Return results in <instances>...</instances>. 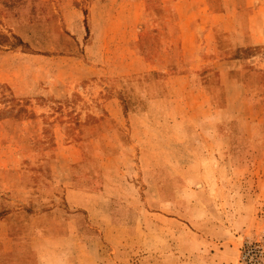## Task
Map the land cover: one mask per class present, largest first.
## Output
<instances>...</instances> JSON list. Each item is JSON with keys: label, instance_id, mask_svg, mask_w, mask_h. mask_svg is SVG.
I'll use <instances>...</instances> for the list:
<instances>
[{"label": "rangeland", "instance_id": "obj_1", "mask_svg": "<svg viewBox=\"0 0 264 264\" xmlns=\"http://www.w3.org/2000/svg\"><path fill=\"white\" fill-rule=\"evenodd\" d=\"M80 1L82 8L88 2ZM28 2L31 13L9 27L13 15L8 14ZM152 2L153 12L141 17L147 28L144 34L138 28L135 45L110 41L103 50L116 58L98 61L99 48L92 47L95 37L91 40L88 30L77 42V36L62 34L59 16H50L54 10L60 14V0H0V24L15 32L0 35V46L72 57L40 66L70 68L71 79L80 76L69 95L44 98L36 92L18 98L0 84V179L8 190L51 179L60 202L58 184L68 168L72 186L88 193L100 190L103 167L124 172L114 196L101 199L96 214L66 211L87 231L94 253L102 247L88 258L96 264H264V0H208L189 13L180 2L182 17L191 16L195 24L197 42L179 44L176 59L173 46L160 43L154 18L159 1ZM119 25L125 30V23ZM113 27L108 23L107 33ZM92 66L104 70L98 74ZM112 97L118 108L107 111L102 106ZM32 98L50 105L48 126L42 138L16 139ZM201 103L207 107L201 109ZM134 118L141 119L136 134ZM94 124L101 126L93 131ZM141 148L148 151V163L166 167V173L138 172ZM125 159L135 165L128 173L122 169ZM94 217L116 232L112 238L119 246L97 239ZM27 232L20 237L23 247L42 245ZM109 245L114 254L104 250ZM255 249L261 255L248 253ZM13 259L26 264L24 252Z\"/></svg>", "mask_w": 264, "mask_h": 264}, {"label": "crops", "instance_id": "obj_2", "mask_svg": "<svg viewBox=\"0 0 264 264\" xmlns=\"http://www.w3.org/2000/svg\"><path fill=\"white\" fill-rule=\"evenodd\" d=\"M158 1V11L160 13L158 12V17H154V15L153 17L160 23L158 26L160 43L168 45L169 49L173 46L174 50L172 53L176 59V48L179 44H193L197 42L195 24L190 22L191 16H187L185 19L182 17L180 2L187 4L186 13H189L198 5L204 4V1L208 2V0ZM76 3H81V1L60 0V14L57 10H54L50 16H59L60 21L58 23H62V34L67 32L71 36H77L75 39L77 42L80 41V38L82 40L86 37L87 28L90 32L91 40L95 37V40H92V47L95 45L99 48L95 57L98 61L116 58L115 55H107L108 50H103L110 41L115 42L116 45L126 43L127 45L132 44L134 46L138 28L141 27L143 29V34L147 28V24L145 23L147 19L142 20L141 17L146 12L151 13L154 10L152 0H120V2L118 0H88V2L85 1L87 4L83 8L80 6L82 4L78 5V7ZM29 6L30 2L20 12L8 14L13 15L12 26L9 27H17L18 23H22L24 18L31 13ZM169 8L174 10L173 17L166 16L165 14ZM151 16L148 20H151ZM108 23L114 24L113 29L109 33H107L106 29ZM119 23H125V30H119ZM139 23H142V25H139ZM14 33V31L10 33L0 24V35L11 37ZM107 38L109 40H106ZM75 40L72 39L73 42ZM71 58L61 55L23 54L20 50H7L0 46V84H6L5 86L12 92L13 96L18 98L31 95L29 92H36L35 95L40 93L43 98L45 96L56 95V93H60V96H62L61 94L69 95L72 90L71 82L74 81L73 83H76L80 76L77 75V77L71 79L72 69L70 68H47L41 67L40 64L55 59L70 61ZM82 58L85 61V57ZM24 60L30 62V64H24ZM84 61L82 64H84ZM84 65L86 66V64ZM91 69L96 70L98 74L104 70L101 68L98 70L97 66H92ZM73 71L79 72L80 69L74 68ZM203 90V87H200L199 91L201 93ZM202 95L200 94L199 96ZM37 99L32 98L31 106L29 107L31 110L30 115L20 122L23 125L22 128H24L22 131L17 132L16 139H24L26 135L32 139L43 137L44 129L48 126L45 120L48 117L50 105L47 103L42 105L40 103L44 100L39 99L37 101ZM201 106V109L207 107L202 103ZM102 107L107 111L109 109H117V98L112 97L105 100ZM109 115L116 123L121 122L119 115L113 116L112 113H109ZM133 120L132 124L135 126L132 127V132L136 134V126L139 124L138 122H141V119L134 118ZM48 121L49 123L54 122V118ZM181 121L184 122L182 119ZM132 124L130 123V125ZM56 126L58 125L56 124ZM98 126L100 127L101 124H94L91 128H94L93 131H96ZM29 129H33V131L29 132ZM53 133L55 137L60 138L59 132L54 130ZM62 136L65 138V135ZM5 138L8 137L6 136ZM147 153L146 148L138 150L139 156L136 158L138 160L136 165L137 171L142 172L143 176L156 170L166 173V167L161 169L160 165L156 167L148 163ZM122 163V169L125 168L126 173H128V168L135 167L133 163L127 164L126 159L122 160ZM62 174V183L58 184V187L62 191L60 202H56V185L52 183L51 179H45L44 182L42 181L28 188L16 186L11 190L6 189V183L0 179V264H19L17 259H13L19 252L25 253L26 264H96L93 261H88V258L95 257V253L99 252L102 247H98L97 250L95 249L96 252L94 253L93 248L88 246V241L85 238L87 231L78 227L76 225L78 223L71 219V216L66 211L72 213L84 212L86 217L89 214L90 216L96 214V209H99L100 200L104 199V197L114 196V189H117V182L124 172H121L119 168L111 169L103 167L100 175L102 186L100 190L92 193H88L87 190L75 189L72 186L69 168L66 173L65 170L62 171ZM149 181L148 185L151 184V178ZM157 185L161 186L159 182ZM89 200H93V205H90ZM164 203L168 202L164 201ZM162 215L164 214L161 213L158 216L162 218ZM115 219L116 215H111L113 225L119 226L118 223H114ZM92 221L93 225L101 226V229L97 226L98 229L95 230L97 239L99 238L106 243L114 241L116 242V246H119L118 241L112 238L116 232H112L113 229L109 228L108 223L101 221L99 217H94ZM25 231L29 232L27 233L34 242H39L42 245L23 247L20 243L24 239ZM127 232L132 231L128 229ZM20 237L23 239L20 240ZM114 238L116 237L114 236ZM109 248L104 246L106 253L108 250L111 254H114L113 245H109Z\"/></svg>", "mask_w": 264, "mask_h": 264}, {"label": "built area", "instance_id": "obj_3", "mask_svg": "<svg viewBox=\"0 0 264 264\" xmlns=\"http://www.w3.org/2000/svg\"><path fill=\"white\" fill-rule=\"evenodd\" d=\"M248 253H250V254H258V255H261V251H260V249H255V250H250Z\"/></svg>", "mask_w": 264, "mask_h": 264}, {"label": "trees", "instance_id": "obj_4", "mask_svg": "<svg viewBox=\"0 0 264 264\" xmlns=\"http://www.w3.org/2000/svg\"><path fill=\"white\" fill-rule=\"evenodd\" d=\"M86 31H87V28H86Z\"/></svg>", "mask_w": 264, "mask_h": 264}]
</instances>
